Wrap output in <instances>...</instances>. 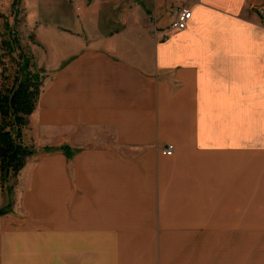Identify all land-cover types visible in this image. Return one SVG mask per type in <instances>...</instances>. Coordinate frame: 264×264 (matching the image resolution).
I'll return each instance as SVG.
<instances>
[{"label":"crops","instance_id":"1","mask_svg":"<svg viewBox=\"0 0 264 264\" xmlns=\"http://www.w3.org/2000/svg\"><path fill=\"white\" fill-rule=\"evenodd\" d=\"M19 6L44 80L0 264H264V0Z\"/></svg>","mask_w":264,"mask_h":264},{"label":"trees","instance_id":"2","mask_svg":"<svg viewBox=\"0 0 264 264\" xmlns=\"http://www.w3.org/2000/svg\"><path fill=\"white\" fill-rule=\"evenodd\" d=\"M20 1L14 0V10L18 9ZM15 17L17 19V14ZM10 39L0 43V51L5 54L17 53V69L13 75L0 56V181L3 188L15 182L28 158L35 154L34 147L24 143L23 133L36 109L44 80V70L35 66L32 57L23 52L17 37L13 34Z\"/></svg>","mask_w":264,"mask_h":264},{"label":"rangeland","instance_id":"3","mask_svg":"<svg viewBox=\"0 0 264 264\" xmlns=\"http://www.w3.org/2000/svg\"><path fill=\"white\" fill-rule=\"evenodd\" d=\"M0 2L3 5L8 6L10 0H0ZM72 3L74 4V0H72ZM19 5H20V3H19ZM16 14H17V18H18L17 22H16V17H15ZM23 14H24V12L20 8V6L18 7L17 10H14L13 7H11V9L9 7L0 9V43L11 40L10 36L12 37V35L14 34V36L17 37L23 52H25L27 55H29L26 48H24V44L21 43V41H22L21 39L24 37H19V32L17 29L18 28L17 24L21 23L24 19ZM258 14L262 19H264V6H262L261 8L258 9ZM51 15H52V13H51ZM7 54H5L4 51H0L1 62L8 68V70L10 71V74L13 75L17 69V57H16L17 53L11 54L8 52ZM0 68L2 70V66H0ZM10 185L13 186L14 181L11 182L10 184H7L5 187L11 193L13 188H11Z\"/></svg>","mask_w":264,"mask_h":264},{"label":"built area","instance_id":"4","mask_svg":"<svg viewBox=\"0 0 264 264\" xmlns=\"http://www.w3.org/2000/svg\"><path fill=\"white\" fill-rule=\"evenodd\" d=\"M191 18H192V13L189 9L181 8L175 11L172 21H171L170 29L174 31L186 30ZM161 153L163 156H166V157L173 156L175 153L174 145L172 144L167 145L166 147L162 149Z\"/></svg>","mask_w":264,"mask_h":264}]
</instances>
